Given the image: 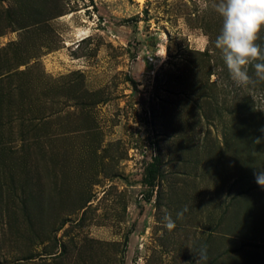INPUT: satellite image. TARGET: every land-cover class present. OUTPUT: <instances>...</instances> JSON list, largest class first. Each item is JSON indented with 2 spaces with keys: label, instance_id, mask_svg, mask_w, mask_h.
I'll return each instance as SVG.
<instances>
[{
  "label": "rangeland",
  "instance_id": "obj_1",
  "mask_svg": "<svg viewBox=\"0 0 264 264\" xmlns=\"http://www.w3.org/2000/svg\"><path fill=\"white\" fill-rule=\"evenodd\" d=\"M214 2L0 0V264H264V82Z\"/></svg>",
  "mask_w": 264,
  "mask_h": 264
},
{
  "label": "clouds",
  "instance_id": "obj_2",
  "mask_svg": "<svg viewBox=\"0 0 264 264\" xmlns=\"http://www.w3.org/2000/svg\"><path fill=\"white\" fill-rule=\"evenodd\" d=\"M208 3L202 4L206 10ZM211 7L222 18V28L214 42V48L220 50L223 62L230 78L237 86L255 87L264 82V49L256 43L264 28V0H217ZM206 45L211 42L205 37ZM249 67L252 75L249 74ZM261 131H264L262 129ZM257 144L261 141L257 139ZM256 182L264 187V170L256 173ZM187 211V208L184 209ZM183 213H177L182 218ZM164 227L169 231L175 228L170 214L163 217ZM196 264L207 260L205 248H201Z\"/></svg>",
  "mask_w": 264,
  "mask_h": 264
},
{
  "label": "trees",
  "instance_id": "obj_3",
  "mask_svg": "<svg viewBox=\"0 0 264 264\" xmlns=\"http://www.w3.org/2000/svg\"><path fill=\"white\" fill-rule=\"evenodd\" d=\"M150 177H151V174L148 172L146 184L151 186L152 182H151V178Z\"/></svg>",
  "mask_w": 264,
  "mask_h": 264
},
{
  "label": "bare ground",
  "instance_id": "obj_4",
  "mask_svg": "<svg viewBox=\"0 0 264 264\" xmlns=\"http://www.w3.org/2000/svg\"><path fill=\"white\" fill-rule=\"evenodd\" d=\"M80 35H83V33H80Z\"/></svg>",
  "mask_w": 264,
  "mask_h": 264
}]
</instances>
